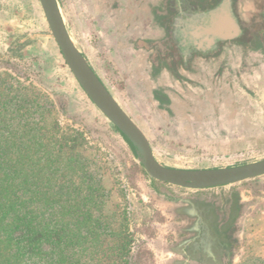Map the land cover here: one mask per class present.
Instances as JSON below:
<instances>
[{"label":"rangeland","instance_id":"1","mask_svg":"<svg viewBox=\"0 0 264 264\" xmlns=\"http://www.w3.org/2000/svg\"><path fill=\"white\" fill-rule=\"evenodd\" d=\"M260 1L240 6L244 23H251L249 14L259 10ZM56 2L70 38L144 133L161 165L206 169L264 159V57L242 60L225 40L182 61V48L172 42L177 37L166 32L153 40L162 46L160 61L184 76L156 82L149 59L159 57L158 49L138 48L141 33L130 32L133 22L139 27L148 22L150 9L163 22L158 16L175 15L196 1ZM134 5L137 18L129 20L120 10ZM252 37L248 41L255 46ZM158 84L163 88L157 91L169 99L163 107L153 94ZM40 94L48 99L44 107L55 108L48 121L56 120L65 135L80 134L77 151L84 166L66 167L65 151L55 167L40 168L36 186L22 184L21 191L93 190V198L104 202L107 221L114 210L125 209L133 238L130 264H264V175L206 189L151 179L136 151L74 78L39 0H0V133L10 131L4 134L9 141L26 142L22 126L36 127ZM50 131L45 135L59 137ZM37 158L41 163L45 156ZM28 171L24 164L23 172ZM92 213L99 216L97 206Z\"/></svg>","mask_w":264,"mask_h":264},{"label":"trees","instance_id":"2","mask_svg":"<svg viewBox=\"0 0 264 264\" xmlns=\"http://www.w3.org/2000/svg\"><path fill=\"white\" fill-rule=\"evenodd\" d=\"M194 1L202 9L212 8L221 2ZM235 2L231 0L233 8ZM158 17L164 20L157 21L169 35L170 14L165 12ZM249 18L251 23L244 24L240 34L230 41L264 50V15L259 11L250 13ZM250 36L256 40L255 46H251L248 41ZM172 42L177 44L174 38ZM137 43L140 47L158 49L159 57L151 56L149 59L152 76L160 68L167 67L177 79H181L177 69L160 61L164 52L158 41L138 40ZM180 57L182 61L187 58L182 54ZM157 90L153 93L154 98L163 107L169 99ZM38 100L36 104L42 107V111L36 127L22 126L23 134L28 137L26 142L9 141L7 137L10 131H5L7 137L4 136V130L0 133V264H130L133 238L125 209L114 210L110 215L112 221H107V214L102 210L104 202L93 198V190L86 194L79 190L74 193H54L49 188L44 191L35 188L29 192L21 191L22 184L36 186L40 168L55 167L56 159L65 151L68 152L66 167L74 170L84 166L78 159L80 134L65 135L56 120L48 121V116L55 109L53 105L44 107L48 99L44 102L42 94ZM51 129L60 132L58 138H54L53 134L49 137L45 135ZM114 129L136 151L127 137L115 126ZM39 153L45 156L41 163V158H37ZM24 164L28 165L27 173L23 172ZM45 179L44 182L49 183L48 178ZM96 206L99 216L92 213V208Z\"/></svg>","mask_w":264,"mask_h":264},{"label":"water","instance_id":"3","mask_svg":"<svg viewBox=\"0 0 264 264\" xmlns=\"http://www.w3.org/2000/svg\"><path fill=\"white\" fill-rule=\"evenodd\" d=\"M51 34L57 43L65 63L74 78L94 105L123 133L136 149L137 157L147 175L154 180L189 189H206L225 186L264 175V159L237 166L180 169L161 165L154 157L150 144L134 121L110 94L84 55L70 38L56 0H39ZM231 0H222L218 5L198 14L207 20L206 26L195 27L206 35L223 41L232 40L241 29L231 13ZM178 41V46L185 45Z\"/></svg>","mask_w":264,"mask_h":264},{"label":"flooded vegetation","instance_id":"4","mask_svg":"<svg viewBox=\"0 0 264 264\" xmlns=\"http://www.w3.org/2000/svg\"><path fill=\"white\" fill-rule=\"evenodd\" d=\"M209 9H202L198 5L193 4L189 5L188 8L178 10L175 15L170 16V34L172 37L176 36L177 41H185L186 43L185 45L181 46L182 51L180 52L183 56L188 57L192 53H206L223 41L219 38H213V41L210 42L209 39L212 36L206 35L200 29H197L196 33L199 32L198 35L193 34L195 27L207 25V20L203 19L201 16H198V14ZM188 13L190 15H188ZM230 13L232 17L235 18L242 31V27L244 24H246L244 21L246 22L247 20L241 17V13L236 10L235 7L233 8L232 4Z\"/></svg>","mask_w":264,"mask_h":264},{"label":"crops","instance_id":"5","mask_svg":"<svg viewBox=\"0 0 264 264\" xmlns=\"http://www.w3.org/2000/svg\"><path fill=\"white\" fill-rule=\"evenodd\" d=\"M122 1V0H119ZM129 2H131V0H127ZM136 0H134L135 2ZM197 1H201V0H197ZM256 0H236V2L234 3V7H236V10L239 11L240 6H244L246 4H252L254 5V2ZM260 8L259 10H256L254 8L249 9V11L253 12H259L262 13L264 15V0L260 1ZM137 6L134 5L133 7H128V8H122L120 11L123 12V15L125 17H127L129 20L130 19H136L137 18ZM240 12V11H239ZM149 18H148V22H145V20L142 22V24L140 25V27L136 24L137 22H133L132 26L134 27V29H131L130 32H138L140 31V35L137 36L136 39L138 40H142V41H153V40H161L165 37L166 35V30L164 29V27L162 26L161 23H159L156 19H154L152 11L150 9L149 12ZM142 21V20H141ZM137 28V29H136ZM232 42V41H231ZM138 48L144 49L147 51V48L144 47H140L137 46ZM135 48V47H134ZM230 48H232L233 50H239V55H240V59H246L248 56L249 58H254V56H258L260 59L264 57V50L262 48H249L240 44H236L234 42L231 43ZM150 62V60H149ZM150 67H151V63H150ZM178 73L181 76H184L180 71H178ZM166 75H170L171 77L177 79L172 71L170 69H168L167 67H163L160 68V70L152 76V74H150V76L152 77L153 80H155L156 82H158L162 77L166 76ZM163 88L161 85H156L155 89H161Z\"/></svg>","mask_w":264,"mask_h":264}]
</instances>
